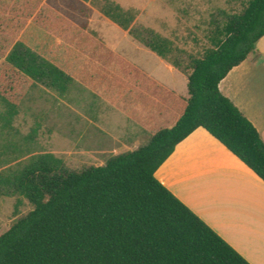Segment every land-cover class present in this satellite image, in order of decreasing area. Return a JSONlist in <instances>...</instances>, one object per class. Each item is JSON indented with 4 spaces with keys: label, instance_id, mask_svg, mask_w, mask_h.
Returning <instances> with one entry per match:
<instances>
[{
    "label": "trees",
    "instance_id": "1",
    "mask_svg": "<svg viewBox=\"0 0 264 264\" xmlns=\"http://www.w3.org/2000/svg\"><path fill=\"white\" fill-rule=\"evenodd\" d=\"M44 0H0V27L16 35L29 19L63 38L77 67H63L17 40L0 64V128L11 131L25 87L65 94L75 80L115 105L141 104L170 118L150 141L104 165L71 169L51 152L21 169H0V196H23L34 208L0 234V264H252L155 175L176 146L203 127L264 180V140L220 90V82L257 50L264 0L215 20L202 55L181 48L115 0H91L110 21L187 75L182 97ZM55 56V57H54ZM140 120V118H139Z\"/></svg>",
    "mask_w": 264,
    "mask_h": 264
},
{
    "label": "rangeland",
    "instance_id": "2",
    "mask_svg": "<svg viewBox=\"0 0 264 264\" xmlns=\"http://www.w3.org/2000/svg\"><path fill=\"white\" fill-rule=\"evenodd\" d=\"M115 1L124 7L138 9L141 23L155 28L173 39L181 48L196 55H202L211 45L208 35L215 20H222L225 17L224 12L241 13L249 2V0ZM43 4L74 23L86 24L90 29L98 31L109 47L134 63L144 61L152 63L151 51L107 19L91 0H44ZM17 40L49 58L54 52L63 67L68 65V61L77 67V60L68 51L71 45L36 24L32 18L14 36L0 27V64ZM157 68L162 69L161 73L168 78H174V75L163 67ZM154 77L157 78L155 75ZM161 82L172 88L164 80ZM184 82V89L178 92L181 95L187 94L185 90L187 79ZM25 90L14 128L8 132H3L0 128V169L5 172L21 169L46 152L64 159L74 170L104 165L107 157H102L100 153L91 149L97 142L98 132L101 133L100 136H105L107 130L119 132L120 129H134L136 126L128 123L123 112L114 109L107 96L94 94L77 80L65 94L32 82ZM109 134L113 136L111 132ZM33 208V204L23 196H0V234Z\"/></svg>",
    "mask_w": 264,
    "mask_h": 264
},
{
    "label": "crops",
    "instance_id": "3",
    "mask_svg": "<svg viewBox=\"0 0 264 264\" xmlns=\"http://www.w3.org/2000/svg\"><path fill=\"white\" fill-rule=\"evenodd\" d=\"M151 53L152 63L136 64L151 76H157L154 78L158 81L164 80L173 89L161 83L179 94L185 79L188 83L187 75ZM158 66L174 78L162 74ZM219 87L255 125L264 140V36L258 41L256 52L235 66ZM185 90L187 94L182 97L189 98L188 85ZM110 102L116 111L126 115L128 123L136 126L119 132L107 130L105 136L98 132L96 146L91 149L107 160L147 144L156 129L170 120L158 113L157 116L147 114L141 104L132 105L138 113L131 115L123 104L117 106ZM110 132L113 136H109ZM155 175L247 260L264 264V180L209 131L200 127L181 141Z\"/></svg>",
    "mask_w": 264,
    "mask_h": 264
}]
</instances>
